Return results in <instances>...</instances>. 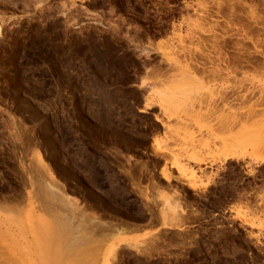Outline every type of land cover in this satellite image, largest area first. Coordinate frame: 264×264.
<instances>
[{"label":"rangeland","instance_id":"374dc122","mask_svg":"<svg viewBox=\"0 0 264 264\" xmlns=\"http://www.w3.org/2000/svg\"><path fill=\"white\" fill-rule=\"evenodd\" d=\"M224 1L0 0V200L21 192L0 217L66 213L35 197L40 157L78 211L120 232L82 242L76 216L73 248L59 233L34 240L45 251L39 263L264 264V164L255 162L264 156V77L232 59L264 53V0H240L247 9ZM184 52L213 70L190 84L173 78ZM223 119L232 132L217 126ZM221 128L258 138L260 152L234 141L239 160L223 162L213 152L228 135ZM46 220L54 229L63 221ZM8 239L0 236V264H30Z\"/></svg>","mask_w":264,"mask_h":264},{"label":"bare ground","instance_id":"6f19581e","mask_svg":"<svg viewBox=\"0 0 264 264\" xmlns=\"http://www.w3.org/2000/svg\"><path fill=\"white\" fill-rule=\"evenodd\" d=\"M226 1V0H225ZM224 1V2H225ZM233 1V0H232ZM236 2H238L237 4H239L240 2H241V5H239L241 8H242V6H244L245 4H242V2L243 1H240V0H235ZM217 2V1H216ZM220 2V1H219ZM231 2V1H230ZM232 3V2H231ZM231 3H228V6H230V7H228L227 8V10L228 9H231V10H228V12L230 11V13L231 12H234L233 10H234V7H233V5L231 4ZM244 3V2H243ZM220 4V3H219ZM227 4V3H226ZM229 4H231V5H229ZM236 4V5H237ZM264 4V3H263ZM262 4V5H263ZM222 5H223V3H222ZM224 6V5H223ZM238 6V5H237ZM251 6V5H250ZM249 6V7H250ZM187 7V6H186ZM211 7V6H210ZM220 6H218V8H219ZM245 7V6H244ZM248 6H247V8H249ZM188 8H189V6H188ZM217 8V7H216ZM215 8V9H216ZM217 8V9H218ZM225 8H226V6H225ZM232 8H233V10H232ZM246 8V7H245ZM246 8V9H247ZM186 9V8H185ZM216 9V10H217ZM245 11H249V10H245ZM218 13V12H217ZM222 13H224V12H222ZM229 13V14H230ZM237 13H238V11H237ZM250 13H251V11H250ZM219 14V13H218ZM228 14V15H229ZM254 14V13H253ZM233 15V14H232ZM246 15H248L247 14V12H246ZM224 16H225V14H224ZM227 16V15H226ZM249 16H251V19L249 18V17H247V18H249L250 20H252L254 23L253 24H255V25H259V27L261 26L260 24H258L257 23V21H256V19L257 18H254V16L252 15V13L251 14H249ZM256 16V15H255ZM183 17H181V19H182ZM249 19H247V20H249ZM264 19V18H263ZM183 20V19H182ZM184 21V20H183ZM237 21V20H236ZM179 23H180V21H179ZM177 24V23H176ZM227 25V24H226ZM179 27L180 26V24H178V25H174V23L172 24L171 23V28H172V30L174 31L175 30V27ZM201 27V26H200ZM258 27V26H257ZM260 29H262V30H264V26H262V27H260ZM172 32V31H171ZM175 34V33H174ZM178 35V34H177ZM192 35V34H191ZM221 35V34H220ZM174 36V35H173ZM213 36H215V35H213ZM212 36V37H213ZM244 36H245V32H244ZM247 36V35H246ZM218 37V36H217ZM221 37V38H220ZM219 38L220 39H222V41L224 42V38L222 37V36H220ZM231 37V36H230ZM177 38H178V36H177ZM215 38V37H214ZM253 39V38H252ZM249 40H251V39H249ZM253 41V40H252ZM204 42V41H203ZM216 42H217V40H216ZM217 44V43H216ZM215 46V45H214ZM213 46V47H214ZM253 47V46H252ZM255 47L256 46H254V50H255ZM188 51V50H187ZM183 52V51H182ZM178 53V52H177ZM185 53V52H184ZM186 53H188V52H186ZM185 53V54H186ZM190 54V52L188 53V55ZM252 54H258V55H260L261 56V59H262V62H261V60L259 61V62H254V61H252V58H253V56H252ZM184 55V54H183ZM187 55V56H188ZM225 55V54H224ZM247 57L245 58L244 57V55L238 50L237 51V53H236V55L234 56H232V59H233V63H234V65H237L238 67H240V68H242V67H250V68H253V69H259L260 70V73H257V74H260V76L263 78L264 77V53L263 52H259V51H254V52H249V53H247ZM165 56V55H164ZM186 58H187V56L186 55H184ZM184 56H183V63L184 62H186V61H188V59H189V61L188 62H186L185 63V66H186V68H179V65L177 66V64H180L181 63V65L183 64L181 61L182 60H179V62L178 61H168L169 62V64L170 65H174L175 64V66H177L178 68H177V72H175L172 76H173V78L175 77V78H180V79H186L187 78V81H188V79L191 81V79H193L194 80V78H196V76L198 75V74H196L198 71H200L201 73L203 72V73H205V74H207V72L209 71V72H211V70H213V68H214V66H213V68L211 67V69H210V67L208 68V69H210V70H208L207 71V69L205 68V65L203 66V64L202 63H204V62H202L201 64L202 65H200L199 63H198V59H197V61H195L196 60V58L194 57V56H191V55H189L190 57H188L187 58V60L184 58ZM207 56V55H206ZM251 56H252V58H251ZM195 58V60L193 61V59ZM225 57V56H224ZM223 57V58H224ZM172 59V58H171ZM170 59V60H171ZM182 59V58H181ZM186 60V61H185ZM205 60H208L207 58L206 59H204V61ZM228 60V59H227ZM200 61H203V60H200ZM209 61V60H208ZM175 62V63H174ZM190 65H189V64ZM191 63H193V65H191ZM209 63V62H208ZM210 63H213V62H210ZM180 65V66H181ZM184 65V64H183ZM207 65V64H206ZM210 65V64H209ZM208 65V66H209ZM216 65V64H215ZM227 65V64H226ZM175 66H173L174 67V69H176V67ZM211 66V65H210ZM217 66V65H216ZM184 67V66H183ZM252 69V70H253ZM215 70V69H214ZM216 70L218 71V67L216 68ZM221 70H222V68H221ZM226 70H228V68L226 69ZM220 71V70H219ZM229 71V70H228ZM258 71V70H257ZM174 72V71H173ZM225 73H226V71H224ZM170 73V72H169ZM168 73V74H169ZM215 73H217V72H215ZM241 73H243V72H241ZM261 73H263V74H261ZM204 74V75H205ZM212 74H214V71L212 72ZM211 74V75H212ZM218 74V73H217ZM201 74H199V76H200ZM203 75V74H202ZM201 75V76H202ZM203 75V76H204ZM171 76V75H170ZM200 76V77H201ZM202 76V77H203ZM201 77V78H202ZM208 77V76H207ZM163 78V77H162ZM183 79H182V82H183ZM178 80V79H177ZM192 80V81H193ZM196 80V79H195ZM180 81V80H179ZM176 82V81H175ZM174 82V83H175ZM189 82V81H188ZM194 82H197V81H194ZM201 82V81H200ZM164 83V82H163ZM172 83V82H171ZM173 83V84H174ZM191 82H189V84H190ZM263 83V82H262ZM193 84V83H192ZM163 85V84H162ZM178 85V84H177ZM180 85H181V83H180ZM185 85V84H184ZM263 85H264V83H263ZM166 86V85H165ZM164 86V87H165ZM191 86V85H190ZM143 87V86H142ZM182 87V86H181ZM185 87V86H184ZM236 87V86H235ZM234 86L232 87V89L234 90V88H235ZM247 87H249V86H247ZM246 87V88H247ZM254 87H256V86H254ZM258 87H260V86H258ZM263 87V86H262ZM261 87V88H262ZM189 88V87H188ZM188 88H187V90H188ZM230 88V87H229ZM240 88V87H239ZM245 88V89H246ZM250 88H252V87H250ZM250 88H248V90L250 89ZM161 89V88H160ZM164 89V88H163ZM177 89V88H176ZM193 89V88H192ZM231 89V90H232ZM244 89V88H243ZM256 89H257V87H256ZM172 90V89H171ZM171 90H170V92H171ZM247 90V89H246ZM247 90V91H248ZM253 90V89H252ZM251 90V91H252ZM168 91V90H167ZM175 91V90H174ZM181 91V90H180ZM183 91V90H182ZM243 91V90H242ZM250 91V90H249ZM169 92V91H168ZM187 92H189V90L187 91ZM180 93H182V92H180ZM252 93V92H251ZM183 94V93H182ZM229 96V95H228ZM172 97H174V96H172ZM175 97H176V95H175ZM177 98V97H176ZM171 100V99H170ZM231 100V99H230ZM172 101V100H171ZM174 101V100H173ZM177 101V100H176ZM225 101V100H224ZM227 101H229L228 99H227ZM222 103V102H221ZM226 104V103H225ZM229 106H227V108H230V103L228 104ZM232 105V104H231ZM147 106V105H146ZM213 107V106H212ZM147 108V107H146ZM227 108H226V110H227ZM232 108V107H231ZM214 110H215V108H214ZM249 110V109H248ZM247 110V111H248ZM251 110V109H250ZM253 111H254V109H252ZM253 111H250L249 112V114L247 113V115H246V117L248 118V117H250L249 115H250V113L252 112L253 114L252 115H254V112ZM211 112H213V111H211ZM210 112V113H211ZM259 111H255V113H258ZM231 115H233V114H231ZM244 116V115H243ZM255 116V115H254ZM208 117V116H207ZM211 117V116H210ZM226 116H224V118H225ZM246 117H245V119H246ZM222 118H223V115H222ZM228 118H230V117H228ZM235 118H236V116H235ZM239 118V117H238ZM156 119H157V117H156ZM232 118H230V120H231ZM241 119H243L242 120V122L243 121H245V123H246V120H244V118L242 117V118H239L238 120H237V118H236V120L237 121H235V123L236 122H238L239 120V122L240 123H242L241 122ZM251 120V119H250ZM223 121H224V124L228 127H225V125L223 124ZM225 121H226V119L224 120H221V121H218V127L219 126H221V125H219V124H223L222 126L223 127H225L226 129H229V125H230V121L229 122H226L225 123ZM220 122V123H219ZM222 122V123H221ZM233 122V123H232ZM231 123L232 124H234V119H233V121L231 120ZM239 123V124H240ZM244 123V122H243ZM242 123V124H243ZM245 123L243 124V125H245ZM253 124V123H252ZM241 125V124H240ZM248 125V123H246V126ZM246 126H244V127H246ZM222 127V128H223ZM243 126H242V128H244ZM220 128V127H219ZM221 128V131L223 130ZM225 128H224V130H225ZM248 128V127H247ZM215 129V128H214ZM241 129V128H240ZM222 131V132H224L226 135L229 133H227L226 132V130L225 131ZM221 131H219V134L218 135H214V136H217L215 139H213L212 141H215L217 138V141L219 142V137H221V134L222 133H220ZM229 131L230 132H232V130L231 129H229ZM244 131V130H243ZM234 132V131H233ZM235 133V132H234ZM232 134V133H231ZM228 135H230V134H228ZM226 136L225 138H224V136L222 137V138H220V144L218 145V147L216 146V145H212L213 147H214V149L211 147V145H210V143H209V145L210 146H208L207 144V142L205 143V141H204V143L202 144L203 145V148L206 150V149H209L208 147H210V148H212L211 150L213 151V152H215L216 151V153L218 152V155L220 154V156H222L223 157V162L224 161H228V160H233V161H238L239 159V157L236 155H233V150L235 149V142L236 143H239L238 145L239 146H241L242 144H245V145H243V146H247V144L250 146L251 145V147H253V150L255 149V151H253V152H258L259 151V149H258V146L256 147V145L255 144H259L260 145V143H258V138L257 139H253V137H243L242 135H239V137L237 138L236 136H237V134H236V136H232V135H230V136ZM233 135H235V134H233ZM244 135V134H243ZM219 136V137H218ZM245 136V135H244ZM211 137V136H210ZM235 137H236V140H235ZM240 137H242V138H240ZM213 138V137H212ZM237 139H239L238 141H240V142H238L237 141ZM196 140V139H195ZM258 140V141H257ZM199 141V140H198ZM216 141V142H217ZM235 141V142H234ZM197 142V141H196ZM257 142V143H256ZM260 142V141H259ZM215 143V142H214ZM213 143V144H214ZM242 143V144H241ZM205 144V145H204ZM241 144V145H240ZM201 145V146H202ZM237 145V144H236ZM264 144H262V147L264 148V146H263ZM195 146V145H194ZM208 146V147H207ZM237 147V146H236ZM250 147V148H251ZM261 147V146H260ZM234 148V149H233ZM262 148V149H263ZM258 149V151H256ZM231 152V153H230ZM260 152V151H259ZM264 152V151H263ZM263 152H261V153H263ZM215 153V154H216ZM222 154V155H221ZM217 155V154H216ZM217 155V156H218ZM252 155V154H251ZM253 156H254V154H253ZM252 156V157H253ZM220 160L222 159V158H219ZM37 160H38V167H36V171H37V178H35V184H34V182H33V184L36 186V189L38 190V193L35 195V197L37 196V200H39L40 202H43L45 205H46V203L48 204V205H50V204H52V205H54V207H55V205L57 206V208L58 207H62V210H65V214H64V211L62 212V214L61 213H59L54 207V209L53 210H48L47 209V212H45V213H42V214H39V215H35V213H33V212H30V211H32V210H29V211H27L26 213L24 212L23 214H21V216H23V218L25 217V219L22 221V219L23 218H21V217H19L21 220H16V218H15V220H13V219H10L9 217H7L8 215L5 213V211L7 212L8 210L10 211V210H12L13 209V207L15 206V204H14V206L12 207V209H8V207L13 203V201H17L18 199L20 200V198H21V192L20 193H18V194H16L15 196L13 195L11 198H9V202L7 201V200H5L4 198L2 199V200H0V203H2L1 205H0V212H3V213H5L7 216H4V217H0V236L2 237L3 236V238H5L6 239V237L7 238H9L10 239V241L13 243V245L15 246V248H14V246L13 247H11V249L12 248H14L15 250H14V252L13 253H15V255L16 256H13V257H19V258H22V261L23 260H25V261H27L28 263H33V264H51L50 262H48V261H45V262H40L39 263V261H42V259H41V256L43 255V253L45 254V251H43V250H40L39 248H38V246L37 245H35V242H34V240H36L37 238H42V237H50V238H53L54 236L56 237L57 235H58V233H59V235L58 236H60V234L62 235V236H64V237H62V242L60 243L61 244V246H62V243H63V247L65 248V247H71V248H73V246H74V243H76V242H74V241H77V239L75 240V239H73V238H71L70 236H73V233L76 231H74V226H72V220L77 216L78 218H80L81 220V222H79L78 223V227L79 228H82L81 229V231L80 232H84L83 234H82V237H81V241L83 242L84 240H86L87 239V235L86 234H88V233H93V232H99V233H103V232H105L106 233V231H110L111 229H113V228H115V230H116V232H117V234H119L120 232H119V229L117 228V227H113L112 226V224H109V223H106V222H103V221H100V220H102V219H100V218H97V217H95V216H93V215H88V214H90V213H88L87 215H85L84 213H86L84 210L82 211V209H80L79 211H78V206H76V203H77V201L75 202V200L73 199V198H69L68 197V195L66 196V195H64L63 193H61L60 192V190H59V187H57V184L55 183V181H54V177L52 176V174L49 172V169H48V167H47V165L45 166L44 165V163H43V160L40 158V157H37ZM190 160L192 161V162H194V163H196V165H200L201 163H204L205 164V161L203 160V158H197L196 156L195 157H191L190 158ZM255 162H257V163H263L264 164V156L262 157L261 155H260V157L259 158H257L256 159V161ZM49 166V165H48ZM197 166V167H198ZM181 167H183V166H180V168ZM179 168V169H180ZM199 169H200V167H198ZM188 170V169H187ZM168 169L167 168H165L164 170H163V179H165V180H169V178H170V176L168 175ZM200 171V170H199ZM248 171V170H247ZM250 171V170H249ZM251 172V171H250ZM53 173V172H52ZM194 173V172H193ZM46 176H49L48 177V181L46 180L47 178H46ZM187 176V175H186ZM35 177V176H34ZM198 177V176H197ZM191 179V178H190ZM205 183V182H204ZM191 187V186H190ZM194 187V186H193ZM66 194V193H65ZM166 195V194H165ZM31 198H33V196L31 195V193H27V201H29V203H32L31 202ZM169 198V197H168ZM4 202V203H3ZM10 202H12V203H10ZM39 202V203H40ZM176 202V201H175ZM17 204V203H16ZM239 206V205H238ZM4 209H3V208ZM240 207V206H239ZM2 208V209H1ZM6 208V209H5ZM78 208V209H77ZM44 209V208H43ZM61 209V208H60ZM45 211V210H44ZM26 214V215H25ZM64 214V215H63ZM4 215V214H3ZM164 215V214H163ZM47 217H51V218H53V219H57V218H62V220L64 221H62V223H56L57 225H58V227H56L55 229H54V227L53 226H51L50 224H49V222L46 220L47 219ZM164 217V216H163ZM14 218V217H13ZM100 219V220H99ZM61 221V220H60ZM59 221V222H60ZM60 225V226H59ZM59 229V230H58ZM54 230V231H53ZM82 230H84V231H82ZM114 230V231H115ZM54 233V234H53ZM110 233V232H109ZM53 234V235H52ZM114 234V233H113ZM57 236V237H58ZM90 236V235H89ZM55 237H54V239H55ZM56 237V238H57ZM65 237H66V240H65ZM30 238H32L33 240H30ZM60 238V237H59ZM89 238V237H88ZM8 239V240H9ZM64 241V242H63ZM80 241V240H79ZM92 241V240H91ZM9 248V247H8ZM63 248V249H64ZM75 249V248H74ZM57 250V249H56ZM12 251H13V249H12ZM57 252H58V250H57ZM56 252V253H57ZM62 253V252H61ZM11 254H12V252H11ZM60 254V253H59ZM62 255V254H61ZM60 255V256H61ZM48 258V257H47ZM55 258V257H54ZM54 258H51V259H53V261H54ZM16 260H18L17 258H15ZM19 261H20V259H19ZM52 261V260H51ZM15 262V261H14ZM55 262V261H54ZM53 262V263H54ZM30 263V264H31ZM9 264V263H8Z\"/></svg>","mask_w":264,"mask_h":264},{"label":"flooded vegetation","instance_id":"af4514ba","mask_svg":"<svg viewBox=\"0 0 264 264\" xmlns=\"http://www.w3.org/2000/svg\"><path fill=\"white\" fill-rule=\"evenodd\" d=\"M7 190H8V189H7ZM9 193H10V192H7V191H6V193H5V194H8V195H10Z\"/></svg>","mask_w":264,"mask_h":264}]
</instances>
